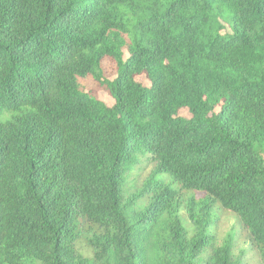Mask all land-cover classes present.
<instances>
[{"label":"trees","instance_id":"trees-1","mask_svg":"<svg viewBox=\"0 0 264 264\" xmlns=\"http://www.w3.org/2000/svg\"><path fill=\"white\" fill-rule=\"evenodd\" d=\"M220 209L264 264V0H0V264H241Z\"/></svg>","mask_w":264,"mask_h":264},{"label":"rangeland","instance_id":"rangeland-1","mask_svg":"<svg viewBox=\"0 0 264 264\" xmlns=\"http://www.w3.org/2000/svg\"><path fill=\"white\" fill-rule=\"evenodd\" d=\"M137 80L145 86H149V82L146 81L143 77L138 78ZM98 96L99 100L104 102L107 106L110 107L113 105V100L106 94L99 92ZM181 115L185 118H189V114L186 111H182ZM149 170L150 169L144 170L140 177L135 178V189H139L141 187V183L142 181H144V178L147 177ZM189 196V193L181 192V201H185ZM199 196L201 195H196V197ZM83 228V230L85 231L87 229V226L84 225ZM211 233L214 236V245L221 244L228 235H231V237L233 238L235 257L241 258V264H261L257 252L249 248L250 246L248 243L247 232L243 229L234 215L221 209L217 210L214 217V223L211 227ZM85 236L86 235H84L81 238L82 241L78 243V247L82 250V252H86L83 240Z\"/></svg>","mask_w":264,"mask_h":264}]
</instances>
